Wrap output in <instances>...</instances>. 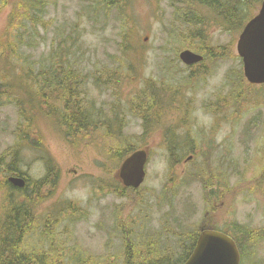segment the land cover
I'll return each instance as SVG.
<instances>
[{"label": "rangeland", "instance_id": "obj_1", "mask_svg": "<svg viewBox=\"0 0 264 264\" xmlns=\"http://www.w3.org/2000/svg\"><path fill=\"white\" fill-rule=\"evenodd\" d=\"M96 1L43 0L44 27L40 28L36 39L31 40L33 46L28 51L32 66L47 65L53 50L64 44L71 45L76 51V69L88 78L84 88L89 93V103L107 114L115 101V90L106 88V79L100 83L97 78L118 67L117 58H125L134 67L133 78L127 74L131 72L122 71L119 80L120 90L126 94L144 89L145 80L167 83L171 76L179 79L205 70L207 74L203 79H191L179 93V99L189 105V113L185 116L184 110L170 116L177 121L188 119L177 130L180 140L192 137L212 143L210 164L229 186L227 192L225 189L220 192L219 200L212 201L206 199L201 184L193 181L192 176L188 177V183L178 184V177L202 169L205 157L192 155V160L187 161L190 154H185L181 164L171 168L162 131L144 135L142 122L129 113L123 117V136L137 148L150 150L145 183L141 189L132 191L124 188L117 177L121 163L112 158L105 160L107 143L104 142V146L102 133L92 143L72 146L60 132L56 117L47 121L40 115L34 130L29 132L28 141L24 142L19 139L24 132L19 107L15 103H4L0 106V159L5 158L4 162L10 163L11 158L5 155L16 147L21 159L17 168L30 180H37L46 175L45 159L51 158L61 176L58 187L47 192L52 197L42 208L50 212L57 204L62 207L65 202H71L84 210L85 215L80 220L57 227L56 240L65 246L66 258L75 254L95 260L118 256L117 262L121 264L124 251L121 236L124 229L132 226L134 241L139 246L157 248L174 259V262L166 260L165 264L178 263L176 259L183 252L178 238L199 234L204 224L225 232L231 231L233 222L249 230H264V89L258 86L246 92L237 107L230 98L243 75L242 61L236 52L239 36L226 34L219 27L210 28L214 23L205 19L207 40L210 39L213 46L232 44L236 57L214 63L208 61L191 70L179 59V53L192 46L183 44L191 35L190 25L177 23L175 19L176 8L185 0H129L122 14H117L116 10L111 12L108 22L103 14L100 17L93 14ZM198 10L202 17L213 18L208 8ZM10 11L11 7L0 11V37L7 28ZM124 22L131 27L130 42L137 49V52L129 51L126 57L120 46ZM104 24L108 25L104 27ZM77 42L82 49L76 48ZM175 65L178 66L174 68ZM176 71L183 72L173 74ZM200 143H197L199 149L203 145ZM114 181L119 188L117 193L100 191ZM6 200V192L0 190V220L8 205ZM32 237V244L38 243L39 233ZM250 251L245 249L241 264H264V239Z\"/></svg>", "mask_w": 264, "mask_h": 264}, {"label": "trees", "instance_id": "obj_2", "mask_svg": "<svg viewBox=\"0 0 264 264\" xmlns=\"http://www.w3.org/2000/svg\"><path fill=\"white\" fill-rule=\"evenodd\" d=\"M262 1L185 0L181 2L183 5L176 8L175 19L177 23L184 22L190 25L191 34L183 40V44H192L190 48L205 57L203 64H206V61L214 63L236 57L232 44L213 46L210 39H205L204 45H198L204 35V28L201 25H205V19H208L209 23H214L210 28L219 27L226 34L239 36L247 22L258 13ZM128 2L129 0H97V7L93 8V14L95 17L103 14L105 17L103 18L108 22L111 12L116 10L117 14H122ZM198 3L208 8L213 18L202 17L197 11ZM8 7H11L9 22L0 37V90H2L0 106L10 102L19 107L20 120L24 128V132L19 135L20 140L28 141L29 132L34 130L38 116L44 115L47 121H52L51 118L56 117L60 122V132L72 146L92 143V140L102 133L103 144L107 143V149L104 151L105 160L109 161L112 158L122 163L137 149L133 142L123 136L122 131L125 127L124 115L131 113L142 122L144 135L162 131L164 144L170 154L171 168L180 165L185 154L205 157L202 169L193 173L186 172L185 175L176 179L178 184L188 183V177L192 176L193 181L201 184L206 193V199L212 201L221 198L220 192L223 189L228 191V181L223 175L214 171L210 164L212 143L206 144L203 140L196 141L192 137L183 139L184 143L182 139H179L177 130L179 126L187 123L188 119L178 121L173 119V121L170 116L184 110L187 111L184 115L189 113V105L179 99V93L184 90L188 82H191V79L196 81L203 79L207 74L205 70L179 79L171 76V80L176 82L170 80L167 83H157L153 79L145 80L144 89H138L130 94L122 91V94L119 87L122 71L131 72L127 74L133 78L134 67L132 63H127L125 58H117L118 67L108 70L107 74L99 75L97 78L100 83L103 78L106 79V88L115 90V101L110 104L111 110L107 114L105 110H97L93 104L89 103L87 99L89 93L84 88L88 78L76 69V51L72 50L71 45L61 43L64 45L53 50L54 53L47 65L41 64L39 68L32 66L28 51L33 46V40L39 35L40 28L44 27L43 0H0V11ZM195 19H199V25L194 23ZM124 23L120 46L123 56L126 57L129 51L137 52V49L130 42L131 27L127 22ZM107 25L104 24V27ZM172 25L176 28L175 22ZM77 44L76 48L82 49V45L78 42ZM177 66L175 65L174 68ZM182 72L176 71L173 74L178 75ZM243 87L245 88L242 89ZM255 87L258 86L248 84L241 74L230 95V98L235 100L234 106L237 107L246 92H251V89ZM261 87L264 89V85ZM226 107H228L227 104ZM30 114L33 116L30 117ZM108 142L111 143L110 146ZM197 143L203 144L200 149L197 148ZM5 156H9L11 162H4L5 158L0 159V179L4 180L0 181V190L6 192V203H8L0 220V264H118V256L95 260L90 256L75 254L66 258L65 246L56 240L57 227L64 222L78 221L85 214L82 208L71 202H65L62 207H58L57 204L54 208H50V212L42 208L52 197H49L47 192L58 187L60 169L51 158H46V175L41 179L30 180L25 172L17 168L21 159L16 147L9 150L8 155ZM10 176L23 178L26 186L23 189L12 186L8 182ZM116 186L117 183L114 181L107 189L101 188L100 191L104 194L117 193L119 188L117 189ZM124 192L119 193L123 196ZM231 225V231L225 233L234 239L241 256L245 249L251 252L250 250L264 239V230H249L236 222ZM133 227L124 229L126 231L121 236L124 242L121 264H165L166 260L174 262V259L159 252L157 248L148 249L145 246H139L133 238ZM37 233H39L38 243L32 244V236H36ZM198 235V233L189 234L183 239L178 238L183 252L180 258L176 259L177 264H183L190 257ZM175 236L178 237L177 234ZM186 239L188 242L185 241Z\"/></svg>", "mask_w": 264, "mask_h": 264}, {"label": "water", "instance_id": "obj_3", "mask_svg": "<svg viewBox=\"0 0 264 264\" xmlns=\"http://www.w3.org/2000/svg\"><path fill=\"white\" fill-rule=\"evenodd\" d=\"M236 48L243 62L246 80L252 85H263L264 1L260 12L244 27ZM179 58L186 66L199 64L204 60L202 55L189 49L181 51ZM148 157L149 148L137 150L120 165L117 177L125 188L139 189L144 183ZM188 160H191V157ZM9 182L20 189L26 186V181L20 177H11ZM184 264H241V254L230 236L203 227L192 254Z\"/></svg>", "mask_w": 264, "mask_h": 264}, {"label": "flooded vegetation", "instance_id": "obj_4", "mask_svg": "<svg viewBox=\"0 0 264 264\" xmlns=\"http://www.w3.org/2000/svg\"><path fill=\"white\" fill-rule=\"evenodd\" d=\"M183 2H185V1H183ZM200 8H204V9H207L206 7H204V6H202V5H200V3H198L197 4V11H199L198 9H200ZM200 12V11H199ZM194 23H196L197 25H199L200 24V21H199V19H195V21H194ZM201 26H203V28H204V35H203V40L201 41V43L199 44V45H204V43H205V39H207L206 38V35H207V27H206V24L205 25H201ZM205 33H206V35H205ZM197 42H200L199 40H197ZM204 66V65H203ZM195 67H199V65H195V66H192L190 69L192 70V69H194ZM201 67V66H200ZM30 251V250H29ZM8 253V252H7Z\"/></svg>", "mask_w": 264, "mask_h": 264}]
</instances>
